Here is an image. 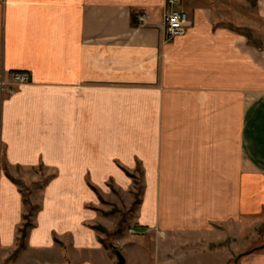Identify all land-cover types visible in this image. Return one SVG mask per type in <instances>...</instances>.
<instances>
[{
	"label": "crops",
	"instance_id": "1",
	"mask_svg": "<svg viewBox=\"0 0 264 264\" xmlns=\"http://www.w3.org/2000/svg\"><path fill=\"white\" fill-rule=\"evenodd\" d=\"M233 1L264 20V0ZM182 8L169 40L167 0H0V74L31 79L0 86L3 250L27 222L35 264H118L117 248L126 264H232L249 249L264 226V44L201 0ZM39 170L29 213L36 196L11 173ZM137 179L138 236H117L106 202L132 200ZM237 264H264V248Z\"/></svg>",
	"mask_w": 264,
	"mask_h": 264
},
{
	"label": "rangeland",
	"instance_id": "2",
	"mask_svg": "<svg viewBox=\"0 0 264 264\" xmlns=\"http://www.w3.org/2000/svg\"><path fill=\"white\" fill-rule=\"evenodd\" d=\"M207 6L213 9L215 17L220 19L221 22L227 24L228 26H235L239 25L243 28H250L252 29L249 33L256 38L263 42L264 44V20L261 19L257 14V9L251 2L247 1H233V0H201ZM34 173L41 176V178L34 177ZM34 173H25V172H15L12 171L13 180L19 185V188L23 192L25 197H28V190L31 191L32 195L36 196V204L32 203L30 207L27 208V211L31 213V210H36L35 208L39 207L41 204V196L43 192V186L47 181V173L43 171H37ZM135 191L134 197L131 200L128 194H122L119 196L121 199V205L119 204V200L116 204H109L107 206V216H111L112 219H115V223L118 228V224L120 225L119 228L115 231V234L118 236L120 233L122 235H136L138 236V231L134 226L135 217L137 215V208L139 207V203L141 200V191H142V179H137L135 184ZM31 195V196H32ZM120 230V231H119ZM251 236H249V249L235 256L234 261L232 264H237L238 260L250 252L259 250L264 248V226H261L259 229L252 230ZM114 233V231H113ZM133 233V234H131ZM144 235V234H143ZM112 237V236H111ZM106 245L109 246L110 244V235L108 234L106 237ZM24 245V246H23ZM26 241L22 243L21 241H17V244L12 249L3 250L0 247V264H35L37 262V258L31 253H27L26 249ZM20 247V248H19ZM20 249V253L16 254L17 249ZM124 248V247H123ZM23 250V251H22ZM121 252L120 248L115 249ZM114 251V252H115ZM122 253V252H121ZM57 260V259H56ZM139 259L137 257V252H135L134 256V264L138 263ZM236 261V263H235ZM118 263V258L117 261Z\"/></svg>",
	"mask_w": 264,
	"mask_h": 264
},
{
	"label": "built area",
	"instance_id": "3",
	"mask_svg": "<svg viewBox=\"0 0 264 264\" xmlns=\"http://www.w3.org/2000/svg\"><path fill=\"white\" fill-rule=\"evenodd\" d=\"M183 0H167V13L164 18L165 32L169 40L185 34L190 23L189 14L182 8ZM31 81L28 73H15L9 83L0 74V86L3 93L11 95L15 92L16 85L27 84Z\"/></svg>",
	"mask_w": 264,
	"mask_h": 264
},
{
	"label": "trees",
	"instance_id": "4",
	"mask_svg": "<svg viewBox=\"0 0 264 264\" xmlns=\"http://www.w3.org/2000/svg\"><path fill=\"white\" fill-rule=\"evenodd\" d=\"M132 26H134V27H137V26H139V21H138V18H136V16L135 15H132ZM249 35V38H250V40H251V42L252 41H254V42H257V40L256 39H254L253 38V36L249 33L248 34ZM29 216L30 215H27V219L29 220ZM30 223L29 222H27L24 226H23V228L21 229V237H20V241H21V245H22V243L23 242H25L26 241V238H27V235H28V229L30 228ZM97 230H99V231H102L103 233H106V234H109L108 233V231L104 228V227H102V226H97V227H95ZM110 235V234H109ZM24 246V245H23ZM20 248V247H19ZM17 249V252H16V254H18V252L20 251V249Z\"/></svg>",
	"mask_w": 264,
	"mask_h": 264
},
{
	"label": "water",
	"instance_id": "5",
	"mask_svg": "<svg viewBox=\"0 0 264 264\" xmlns=\"http://www.w3.org/2000/svg\"><path fill=\"white\" fill-rule=\"evenodd\" d=\"M116 253L119 260L118 264H126L124 255L119 250Z\"/></svg>",
	"mask_w": 264,
	"mask_h": 264
}]
</instances>
